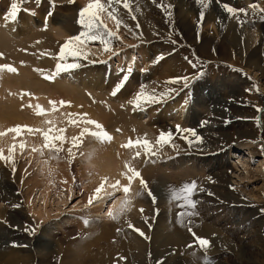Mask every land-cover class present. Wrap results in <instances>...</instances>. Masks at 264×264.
Segmentation results:
<instances>
[{
    "label": "rangeland",
    "instance_id": "rangeland-1",
    "mask_svg": "<svg viewBox=\"0 0 264 264\" xmlns=\"http://www.w3.org/2000/svg\"><path fill=\"white\" fill-rule=\"evenodd\" d=\"M4 1L7 6L12 2ZM81 1L16 0L19 13L29 16L37 24H41V27L43 25L44 30L54 18L59 24L53 27L62 30L68 37L78 34L81 30L76 23L80 8H74L80 6ZM84 1L85 4L89 2ZM147 1L137 0V4L139 7L143 6L148 13L151 11L153 17L156 16L154 24L158 34H155V38L148 39L140 34L138 39H134L126 29L121 28L118 31L121 39L113 40L112 43L113 52L116 54L109 53L106 58L94 49L100 47L98 42H88L87 48L91 50L88 57L92 62L80 70L84 73L92 67L110 66L113 89L122 85L115 95L111 94L113 89L102 93L107 97L104 101L111 105L120 103L118 96L125 87L129 89V95L134 96L141 86L145 89H161L165 86L162 81L187 77L189 86L184 90L188 96L184 104L185 109L182 113L174 111L173 115L156 126L161 130L166 126L164 131L173 132L172 143L180 139L175 133L176 125L193 129L201 137V142L189 147L181 139L182 146H170L164 153L160 148L157 151L156 147H153L157 155L149 156L146 162L150 164L145 174V179L148 180L146 189L131 185L130 204L118 220L110 219L106 213L109 207L115 209L120 204L124 198L121 191L116 190L101 204L99 200L93 201L92 204L87 203L88 205L80 204V201H86L84 199L87 196L85 197L82 191L83 179L80 180L76 172L78 166L73 165L79 149L74 151L73 158L68 159L63 150L66 139L62 144L59 143L62 151L54 155L66 167L67 176L73 186L71 193L52 178H49L47 189L40 184L33 188L36 178L33 180L32 177L37 176V180H41L34 168L35 159L26 154L24 149H13L12 163L0 161V254L3 256L0 264H119L117 244L120 238H123L128 247L129 258L134 264L139 259L143 264H264V112L259 114L258 126V114L255 110L256 107L264 109V12L250 7L255 4L258 9H264V0H206L205 10L196 0H163L172 5L171 15L168 16L155 6L161 0ZM82 3L81 8L85 6ZM224 4L244 11L236 16H229L223 10ZM4 5L2 12L7 7ZM179 8L189 11V14L184 17L182 10L181 15L178 14ZM68 9L70 11H67ZM201 10L204 11V17L199 21ZM119 13L131 29L133 25L127 13L123 9H119ZM190 13L194 14V17L192 14L190 16ZM4 15L5 13L0 17ZM210 15L215 16L214 20L218 25L214 23L209 27L205 24ZM226 21H233L236 30L245 28L249 37L242 32L239 36L241 44H232L235 38L231 31L228 32ZM13 30L0 26V36L4 39L0 46L6 51L0 52V65L13 63L10 56L14 53L9 51L11 49L8 50L10 46L7 43H20V38L16 37ZM208 40H211L212 46L207 52L206 47L202 49V46ZM60 42L58 48L63 43ZM152 45L157 46L156 53H163L161 59L155 60L151 70L152 78L133 80V72L138 75L148 72L144 66L145 59L140 57L137 51L141 47ZM29 49H33V52L30 50L27 55L31 57L32 53L38 62L49 59L51 75L58 62L57 52L53 55L52 51L49 53L48 50H36L34 47ZM24 51L22 52L25 53ZM119 56L123 57L121 62L117 60ZM177 60L184 61L189 74L178 76V71L174 70L178 65L174 61ZM166 61H170L169 67H174L171 70L168 68L165 76L161 72V64ZM129 67L131 72L128 71ZM194 73L200 75L194 77ZM125 75L127 79H124ZM61 78L65 83L64 89L71 93L73 99V94L79 90V80L68 73H58L53 79L61 81ZM155 79L159 81L156 83ZM39 80L43 83H53V80H45L43 77ZM67 83L74 87H67ZM167 86L174 91L162 100L163 103L179 97V91L183 88L178 87V84ZM82 94H85L88 99L86 101H91L92 105H101L94 93L83 91ZM23 95L24 91L16 100L21 99ZM9 98L0 97V104H7ZM203 99L205 100L201 101ZM24 107L20 106L21 109ZM134 110L139 114L138 122L147 126L151 120L147 112L132 108V111ZM25 116L39 117L27 111ZM170 122L172 124H169ZM32 127L36 129L34 124ZM113 130L112 133H118L117 139L119 130ZM147 135L155 137L152 132ZM38 147L39 158L50 159V154L45 153L41 146ZM31 152L35 154L32 150ZM3 154L8 155L4 151ZM177 179L181 185L195 181L197 188L192 196L196 202L194 209L179 207L181 201H170V189L180 187L171 185L172 181ZM133 188L137 189L139 195H134ZM149 191L151 196L148 195ZM43 198L47 201L44 206L46 214L37 216L35 212L41 207ZM66 198L63 203L60 202ZM141 209L143 211H140ZM181 211H193L194 215H185L182 217V223H177L176 214ZM83 218H88L91 223L85 226ZM167 222H171L172 226H163ZM128 224L143 235L133 231ZM173 226L183 232V237L176 248L166 241V246L158 249L160 253L166 254V258L160 262L154 249L157 250V246L166 240L165 231H170ZM168 227L170 229H167ZM194 229L209 235L206 249H201L195 244L192 233L200 236ZM189 244L193 246L188 247ZM106 245L110 246L109 254L104 252ZM126 260L127 258L120 259L122 264Z\"/></svg>",
    "mask_w": 264,
    "mask_h": 264
},
{
    "label": "bare ground",
    "instance_id": "bare-ground-1",
    "mask_svg": "<svg viewBox=\"0 0 264 264\" xmlns=\"http://www.w3.org/2000/svg\"><path fill=\"white\" fill-rule=\"evenodd\" d=\"M146 2L148 1L146 0ZM4 3H5L4 0H0V12H2ZM79 3H80V6L77 5L74 8L81 9V3L83 5H86L84 0H82ZM74 4L73 6H75L77 3L75 5ZM5 6H7V3H5L4 7ZM136 6H137V0H131V7L133 10V14L136 17L135 19L136 21L131 20L133 27L131 28V31L127 30V32L132 37H133V33H135L137 37L140 34H143L148 39H154L155 34H158L157 33L158 29L156 25L154 24V22H156L157 20L156 16L153 17L152 16L153 13L151 11H150L151 13L150 12L148 13L147 11H145V8L143 6H142L143 8L140 6V11L137 12L135 11ZM8 7L9 5L6 7L5 11L1 13V15H3V13L6 14ZM181 10L183 11V8H179L177 10L178 14L180 15H181ZM67 11H70V9H68ZM188 12L189 11L187 10L183 11V16L186 17L189 14ZM118 14L121 15L119 12ZM191 14L192 13H190V16ZM207 15L208 14H206V16ZM192 16L194 17V14H192ZM214 19H215V16L210 15V17H208V20L205 22V24H207L209 27H211V25H213L214 23L215 25H218V23ZM104 22H107L106 25L108 26V28L110 29L113 28V25L110 21L105 19ZM58 24L59 22L55 21L54 18H52L51 24L47 25V27L44 30L43 25L41 27V24H37L35 21L32 20V18L30 19L29 16L21 14V12L20 13L18 12L16 19L12 22H6L3 19V17H0V26L2 27L4 26L5 28L11 29V30L14 29L13 31L15 32L16 37L20 38L19 39L20 43L18 44L17 42L16 44L11 43L13 46L9 42L7 43L10 46L8 47V50L11 49L9 51L14 53L13 56L12 55L10 56L11 57L10 60L11 61L13 60V63L8 64L9 66L15 69L14 73H10L7 70L0 71V97H3V96L10 97L8 99L9 101L7 104H0V132H5V135L0 136V149L8 153V148L10 146L14 144L19 145L20 143H23L26 154L31 155L32 158L35 159L34 168H36V170L38 171V174L41 179V180H37L38 179L37 176L32 177L33 180L34 178H36V181H34L35 185L33 188H35L36 184L37 185L40 184L47 189L49 186V181H50L49 178H52L54 181H57L58 184L63 189L71 193L73 191V186H71V181L69 177L67 176L66 167L64 166L63 162L57 159H52V158L48 160H41L39 158L40 156L39 151L35 152V154L31 152L32 148L34 147L37 149L39 148L38 146L42 147L43 140L40 137L39 133L30 135L27 132H24L22 133L21 136H17L14 138L15 134L7 131L8 129L14 128L16 126H21V127L27 126L29 128H33L32 127L33 124L36 128H46V127H50V125L43 124L45 120L54 121L56 128L65 129L64 137L66 139V143L64 145L63 150H64L66 157L68 159L73 158L75 155L74 151L79 149V154L76 160L73 161L74 162L73 165L78 166V171L76 172L79 174L78 176L80 177V180L83 179L82 180V183H83L82 191L84 192L85 197L87 196V198L84 199L86 201H80V204L88 205L87 201L89 199V196L93 192V190L100 184L101 178L103 177L108 178L100 194L101 198L98 199L100 201L99 203L101 204L103 203L106 197L110 196L108 195L109 192L111 194L115 192L108 187L110 183H115L116 180H119L121 185H124L127 183V180L124 177H122L120 173L124 171V168H123L124 162L126 160L132 159V151L121 147V145L127 143L129 139L135 140L139 137L148 139L149 141L153 142V145H154L155 138L161 131V128L158 129L156 124L167 119L170 115H173L174 111H179L180 113H182L183 110L185 109L184 104L186 103L188 96H187V93H185L184 91L185 87L182 81L178 83V87L180 86L183 87L179 91L180 93L179 97H174L171 100L165 101V103H163V101L161 100V102L159 103L144 104L140 108H136L137 110L142 109L143 112L146 111L148 117L151 119L147 126H143L140 122H138V119H139L138 112L136 110L132 111V108L134 107L128 103V101L132 99L133 96L129 95L128 93L129 89L127 87H125L124 89L120 91V96H118V98L120 97L121 99L120 103H117L116 105H111L107 101H104L107 99V97H105V95H103L102 93H104L105 91H108L109 89H113V83H112L113 77L110 73L111 71L110 66H101V67H96V68L92 67L88 69V72H84V73L80 70L84 68L85 66H87V64H90L92 62L90 58L88 57V54H90L89 52L91 50H88L87 45L84 46V51L87 53L86 58H80V59L73 60L71 57H68L65 59V61H61V63H77L79 65L77 68L72 69L68 72L59 73L61 75L62 73H68L71 75V77L73 78L75 77L76 80L77 79L79 80L78 84L80 86H77L79 90L77 93L73 94L74 95L73 99L71 97V93L68 90L64 89L65 83L62 78H61L62 79L61 81H58L57 79H52L53 83L51 84L41 82L39 80L40 77H43V75H50V71H49L50 68L48 66L49 59H45V60H42L41 62L40 61L38 62V60L35 59V56H33L32 53H30L32 55L31 56L32 58L28 56L27 54L31 50L29 49L30 47L31 48L34 47V49L36 50L38 49L48 50L49 53L52 51L53 55L56 52L58 54L59 52L58 46L61 43L60 41H63L64 43L68 38V34L62 32V30H58L57 28L55 29L53 27ZM137 24L139 25V27H137ZM226 25H227V29L229 30L228 32L231 31L230 33L233 34L235 38L232 41V44L237 43L240 45L241 44L240 37H239L240 34L242 32L248 33V31L245 30V28L236 30L235 29L236 25L234 24L233 21H226ZM128 28L130 29L129 25H128ZM246 33H245V36L249 37V34L246 35ZM2 36L4 35L2 34ZM161 36L162 35H159V37ZM58 39H61V40L59 41ZM0 41H1L0 43L1 45L4 42V39L1 36H0ZM211 44H212L211 40L205 41L203 43L202 49L203 47H206L205 49L208 52L209 49H211V46H212ZM156 47H157L156 45H152V46H145V47L139 48L137 52L140 57L145 59L144 66L147 68L148 72H146L145 74L139 73V75L138 73L136 74L133 72L132 73L133 75L131 77L133 78V80H136V81H140L142 79L150 80L152 78L151 70L154 67L155 60H157V58L161 59L163 57L162 52L161 53L155 52ZM94 49L97 50L99 52L98 54H100V56H102L103 58H106L107 56H109V53L103 52L101 50V46L100 47L97 46ZM23 50H25L24 51L25 53L22 52ZM3 51H5V49L2 46H0V52H3ZM31 51L33 52V49ZM122 58L123 57L119 56L117 60L121 62ZM169 62L166 61L161 64V69H163L161 70V72L164 73V75H165V71L168 68H170L169 70H171V68L174 67V66L169 67L170 66ZM174 62H176V65L178 63L177 67H175L174 70H176L175 72L178 71L179 77H181L180 75H183V74L184 75L189 74V70L187 68L188 66L187 67L185 66L184 61L177 60ZM155 80L153 82H155ZM161 80H163V78ZM158 81L159 80H157L156 83ZM159 83L161 84V81ZM163 83L164 82L162 81V84ZM67 84H68L67 87H74L70 85L69 83ZM165 87H168V86H163V88L155 89V90L157 93H159L161 91H164ZM152 89L153 87L146 88V90L148 91H151ZM22 91H24L28 95H23L21 99L16 100ZM83 91L90 92L91 94L94 93V95H96V100L100 101L101 105L98 104L99 106H95L91 104V101H86L87 97H85V94H82ZM6 92H8L9 95H7L8 93L6 94ZM199 92L202 93L201 90ZM129 96L130 98H128ZM204 100L205 99L201 101H204ZM49 101L56 102L57 110L55 112L50 111ZM60 101L65 102L63 107L60 106L59 104ZM22 105L25 106L24 109L20 108V106ZM29 105H32L33 107H29ZM35 105H40V107L45 110L46 115L39 116L36 118L26 117L25 116L26 111L32 112L33 116H36L35 110H34ZM61 113H63V115H61ZM68 114H73L72 115L73 120H77L80 115L86 114L87 119H91L99 123L102 126V128L111 136V140L101 143L94 137L80 136V130L83 127H87L93 131L96 129H94V127L91 125L86 126V125H83L82 123H80L79 125L69 124ZM30 122H32L33 124L32 123L30 124ZM169 124H172V123L170 122ZM115 128L116 130H119V137L117 139L116 137L118 133L117 134L112 133L114 131L113 129ZM163 128H165L164 130H166V126L165 127L163 126ZM150 132H152L155 135L154 138L149 137L147 135ZM73 136L79 137L78 146H73L71 144V139ZM57 143L59 146L60 145L59 142ZM173 143L175 145H178L177 146L178 148L182 146L181 139H178L177 141H174ZM159 148L164 153L167 149L170 148V146L163 145V146H160ZM14 149L17 150L20 148L15 147ZM69 149H71V152L73 153L72 156H69ZM43 150L45 151V153H49L47 149H43ZM45 161H47V163H45ZM132 162H133V165L140 172L142 179L147 184L148 180L145 179V174H147V171L150 168L147 166L150 164L145 163L143 152H141L140 157L134 159ZM49 169L52 170L51 176L48 175ZM149 176L153 178L151 173H149ZM150 180L151 179H149V181ZM132 185L140 187L139 180H134L132 182ZM171 185H173L174 187L182 186L181 183L178 181V179L173 180ZM133 190L135 191V193L138 192L137 189L135 188H133ZM41 193L42 191L40 192V194ZM65 200H67V198L64 200L61 199L60 202L63 203V201ZM41 201H42V204L40 207L41 209L38 208L37 211L35 212V215L37 216H40L41 213L46 214V211L44 210L45 208L44 206L47 204V201L45 198H43ZM100 204L98 206H100ZM170 223L169 222L164 223L163 226H168L170 225ZM167 229H170V228L168 227ZM194 230L198 236L208 240L209 242L208 234L202 232L201 230L199 231H197L196 229ZM182 234L183 232L179 231L174 226L170 229V231H165V235L167 236L166 240L164 239V242H162V244L160 243L157 246L158 247L156 248L157 250L154 249L156 255L159 257L157 258V260L160 261L166 258L165 257L166 254L160 253L158 249L166 246L165 244L166 241H169L170 243H172V245L176 248V246H179L180 240L183 237ZM117 247H119V250H118L119 257H118L117 263L119 262V264H122V261H120V259L122 260L123 258H127L124 264H134V262L129 258V249L124 244L123 238H120V241L117 244ZM109 251H110V246L106 245V248L104 249L105 254L108 253ZM120 252H121V255H120ZM2 259H3V256L0 254V260ZM136 262H137L136 264H143L141 259L137 260Z\"/></svg>",
    "mask_w": 264,
    "mask_h": 264
},
{
    "label": "snow or ice",
    "instance_id": "snow-or-ice-1",
    "mask_svg": "<svg viewBox=\"0 0 264 264\" xmlns=\"http://www.w3.org/2000/svg\"><path fill=\"white\" fill-rule=\"evenodd\" d=\"M196 3L201 6L202 9L207 7L206 0H196ZM158 9L161 10V12L165 13L166 16L171 15L172 5L163 2L161 0L160 3H156L155 5ZM224 12H226L229 16H236L239 12L244 11L243 9H235L231 6H228L227 4L222 5ZM250 7L253 10L262 11L264 12V9H258L257 5L252 4ZM119 9H123L127 15L128 18L135 21L136 17L133 14V10L131 7V0H89V2L82 7L78 12V18L76 23L80 27V31L76 35L69 36L67 40L59 47V52L57 54L58 62L55 65V71L52 72L51 75H43V79L45 80H52L55 78V76L60 72H68L72 69L77 68L79 65L77 63H61L59 61H65L66 58L71 57L73 60L80 59V58H86L87 53L84 51V46L88 42H98L101 46V50L103 52L111 53L115 55L116 53L113 52L112 43L113 40L119 41L121 39L120 35H118V31L121 28H125L128 31H131V29L128 28V25L126 24L125 20L122 18L121 15L118 14ZM19 5L16 2V0H12L10 3V6L7 8L6 14L3 16V19L6 22H12L16 19L17 14L19 12ZM135 11L139 12L140 7L137 4ZM204 17V11L201 10L200 12V21L203 20ZM105 19L108 21H111L113 28H108L106 26V23L104 22ZM239 22V21H238ZM137 27L139 25L137 24ZM197 28H199V23L197 24ZM133 37L138 39L139 37L136 36L135 33H133ZM160 58H157V60ZM7 70L8 72H14L15 69L9 65H0V71ZM131 67H129L128 71L131 72ZM233 71H241L240 69H232ZM200 73H194V77H198ZM124 79H127V76L125 75ZM181 79L183 80L184 87L189 86V80L187 77L184 78H173L170 80L165 81V86L168 84H178L181 82ZM122 85H118L113 92L112 95H115L116 92L119 91V87ZM253 87L255 88L256 85L253 83ZM174 89L165 87L164 91H161L159 93L156 92L155 89H152L151 91L146 90L143 86H141L140 90L137 91L133 98L128 101L129 104H131L134 108H140L144 104H154L159 103L161 100H163L166 96H168L171 92H173ZM247 91V90H246ZM258 91V89H257ZM25 95H28L25 93ZM60 106L63 107L65 102L60 101ZM50 105V111L55 112L57 110L56 108V102L55 101H49ZM29 107H33L32 105H29ZM35 114L38 116L46 115L45 110L40 107V105H35L34 107ZM256 113L258 114L256 117V123L259 126L260 123V115L262 112H264V109L260 107L255 108ZM63 115V113H61ZM73 114H68V123L69 124H77L79 125L82 123L83 125H91L96 130H90L87 127H83L80 130V136L88 135L91 137H94L99 142L103 143L105 141H110L111 136L102 128V126L91 120L86 118V114H82L78 117L77 120L72 119ZM45 125H50V127L46 128H29L27 126L21 127L16 126L14 128H10L7 131L14 133V138L17 136H21L22 133L27 132L28 134H35L39 133L40 137L43 140L42 148L47 149L50 158L52 159H58L57 156H55V153H58L59 151H62V149L58 146L59 142L62 144L65 140L64 137V128H56L55 122L52 120H45L43 122ZM175 133L179 136L180 139L184 140L189 147H192L194 143L198 144L201 142V137L197 135V133L190 128H181L180 125L175 126ZM5 135V132H0V136ZM173 141V132L171 131H164L161 130L159 134L156 136L154 145L158 151V148L163 145H169L173 148H175V144L172 143ZM71 144L73 146H78L79 144V137L73 136L71 139ZM153 142L149 141L148 139H145L143 137H139L135 140L129 139L127 143L121 145V147L125 149H129L132 151V159L126 160L123 164L124 171L120 173L122 177H124L127 180V183L124 185L120 184L119 180H116L115 183H110L108 187L112 189L113 191H121L124 193V198L120 201V204L113 209L112 207L108 208V211L106 215L113 220H118L121 213L126 211V207L130 204V188L132 185V182L134 180H139V184L141 189H146V183L142 179L140 172L138 169L133 165V160L140 157L141 152L144 154V160L145 163L148 160L149 156H155L157 155V151L153 150ZM15 147H19L21 150L24 149V144L20 143L19 145H12L8 148V155L5 156L3 154V151H0V161H5L7 163H12V155H13V149ZM39 149L32 148L33 152H37ZM41 154H43L41 152ZM73 153L71 152V149H69V156H72ZM154 162V161H153ZM47 163V161H45ZM14 171V169H13ZM48 175H52V170L49 169ZM107 177H103L100 180V184L93 190V192L90 194L89 199L87 201L88 204H92L93 201H96L100 199V194L104 188V184L107 181ZM197 185L195 181L190 183H185L182 186H180L178 189L173 188L170 189V201H181L178 206L181 208H187L189 210H192L195 208L196 202L192 199V196L195 194ZM108 195H111L109 192ZM134 195H139V192L134 193ZM148 195L151 196V192H148ZM155 198L153 197V200ZM113 204H115V201H113ZM140 211H143L142 209ZM185 215L191 216L194 215L193 211L188 212H178L176 214L177 223H182V217ZM82 222L85 226H88L91 221L88 218H83ZM129 228H132L133 231L138 232L140 235H143V233H140L138 229L133 228L131 224H128ZM189 232H191V229H189ZM193 240L195 244L201 248L206 249L208 247V240L204 238H200L195 236L194 233ZM193 245L189 244L188 247H192Z\"/></svg>",
    "mask_w": 264,
    "mask_h": 264
}]
</instances>
